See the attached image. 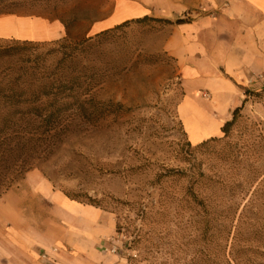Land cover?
Masks as SVG:
<instances>
[{
    "label": "rangeland",
    "instance_id": "obj_1",
    "mask_svg": "<svg viewBox=\"0 0 264 264\" xmlns=\"http://www.w3.org/2000/svg\"><path fill=\"white\" fill-rule=\"evenodd\" d=\"M118 1L132 4V0H48L13 1L0 7L17 9L24 17L65 23L70 35L87 38L93 36L90 26L107 17ZM177 1L191 0H153L148 16L167 22L132 23L102 43L104 60L116 68L94 91L100 101L99 118L85 119L69 130L64 146L46 159L41 170L31 169L7 191L0 140V199L7 193L17 196L13 203L30 220L26 233L59 229L60 212L42 195L44 187L98 209L107 218L104 227L113 221L109 236L85 238L89 240L79 252L54 243L53 251L68 254L71 264H226L233 257L241 264H264V147L260 148L264 72L242 89L249 94L226 135L221 132L204 145L192 144L177 115L184 92L180 69L166 42L176 32L178 19L192 21L204 15V8L200 4L178 14ZM227 6L222 0L220 8ZM217 13L213 9L206 15ZM130 64L132 68L122 70ZM257 145L260 158L255 160L250 156ZM242 154L245 161L240 164L225 161ZM201 174L241 184L242 193L231 201L210 199L206 188L191 186ZM253 190H259L258 195ZM221 203L232 208L227 217L221 213ZM75 218L73 213L67 218L72 240ZM218 229L222 237L217 241Z\"/></svg>",
    "mask_w": 264,
    "mask_h": 264
},
{
    "label": "crops",
    "instance_id": "obj_2",
    "mask_svg": "<svg viewBox=\"0 0 264 264\" xmlns=\"http://www.w3.org/2000/svg\"><path fill=\"white\" fill-rule=\"evenodd\" d=\"M227 3V7L220 8L222 0L177 1L178 14L201 4L204 15L177 24L176 32L166 42L167 51L180 69L184 92L177 115L188 140L195 145L221 135L232 112L242 105L245 97L242 89L264 72V0H227ZM120 4L118 1L107 17L95 21L88 33L94 35L124 21L151 15L153 10V0L123 2L129 15L119 18ZM213 9H218L215 17L206 15ZM4 25L12 29L0 32V37L53 41L65 35L61 22L38 17L0 16V27ZM42 195L60 212L61 223L53 233H26L30 220L13 203L17 196L7 193L0 199V264H71L68 254L53 251L55 242L79 252L89 240L85 238H103L112 233L113 221L110 219L104 227L107 218L98 209L76 203L47 187ZM72 213L77 222L73 224L75 240L67 231V218Z\"/></svg>",
    "mask_w": 264,
    "mask_h": 264
},
{
    "label": "trees",
    "instance_id": "obj_3",
    "mask_svg": "<svg viewBox=\"0 0 264 264\" xmlns=\"http://www.w3.org/2000/svg\"><path fill=\"white\" fill-rule=\"evenodd\" d=\"M13 1L48 0H0V6ZM13 14L25 15L14 8L0 7V15ZM152 20L167 22L143 16L124 21L87 38L70 35L68 25L63 23L65 35L55 41L0 39V140L6 167L4 191L22 180L31 169H40L53 152L64 146L69 130L80 126L85 119L99 118L100 101L96 99L94 91L112 76V70L116 68L104 60L102 43L132 23ZM180 23L181 20L178 19L176 24ZM130 68L132 64L125 65L122 70ZM247 94L249 91L245 90L244 95ZM245 101L246 99L232 112V120L223 125L221 132L225 135L227 127L233 123ZM208 141H213V138ZM205 143L203 141L200 145ZM263 147L264 143L260 148ZM258 150L259 145L253 147L254 153L250 156L252 159L260 158ZM243 156L242 154L238 158L230 155L225 161L240 164L245 161ZM262 159L264 162V156ZM194 180L191 186L197 184L206 188L210 192V199L215 197L231 201L235 194L240 196L237 192L242 193L241 184H230L219 177L201 174ZM189 193L194 194L192 190ZM252 193L258 195L259 190H253ZM259 198L261 195L256 201ZM221 204V213L223 217H227L232 208L226 203ZM237 210L238 208L235 211ZM220 233L221 230L218 229L215 236L217 241L222 237ZM235 258L237 257L229 259L226 264H241Z\"/></svg>",
    "mask_w": 264,
    "mask_h": 264
},
{
    "label": "bare ground",
    "instance_id": "obj_4",
    "mask_svg": "<svg viewBox=\"0 0 264 264\" xmlns=\"http://www.w3.org/2000/svg\"><path fill=\"white\" fill-rule=\"evenodd\" d=\"M127 11H128V9H125V7L123 6V4L121 3V4H120V10H119V13H118L119 18H122V17H125V16L129 15ZM11 29H12L11 26L4 25V26H1V27H0V32H7V31H10ZM30 30H32V32H33V28L30 29ZM21 31H24V30L21 29ZM26 31H28V30H26ZM21 33H23V32H21ZM26 35H27V34H26ZM20 36H22V35H20ZM23 36H25L24 33H23ZM28 36H29V35H28ZM25 37H26V36H25ZM29 37H30V36H29ZM192 135H193V137H194L195 134L192 133Z\"/></svg>",
    "mask_w": 264,
    "mask_h": 264
},
{
    "label": "built area",
    "instance_id": "obj_5",
    "mask_svg": "<svg viewBox=\"0 0 264 264\" xmlns=\"http://www.w3.org/2000/svg\"><path fill=\"white\" fill-rule=\"evenodd\" d=\"M42 257H43V258H45V257H46V255H45V254H43V255H42Z\"/></svg>",
    "mask_w": 264,
    "mask_h": 264
}]
</instances>
